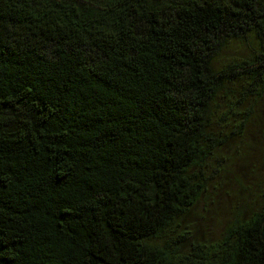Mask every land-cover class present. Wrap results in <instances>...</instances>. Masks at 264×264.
Masks as SVG:
<instances>
[{"label": "trees", "instance_id": "obj_1", "mask_svg": "<svg viewBox=\"0 0 264 264\" xmlns=\"http://www.w3.org/2000/svg\"><path fill=\"white\" fill-rule=\"evenodd\" d=\"M262 100L264 0H0V264H264L190 221Z\"/></svg>", "mask_w": 264, "mask_h": 264}, {"label": "rangeland", "instance_id": "obj_2", "mask_svg": "<svg viewBox=\"0 0 264 264\" xmlns=\"http://www.w3.org/2000/svg\"><path fill=\"white\" fill-rule=\"evenodd\" d=\"M257 107V118L244 138L222 151L225 170L212 182L209 193L190 217L196 237L217 235L228 223L234 205L264 198V100Z\"/></svg>", "mask_w": 264, "mask_h": 264}]
</instances>
